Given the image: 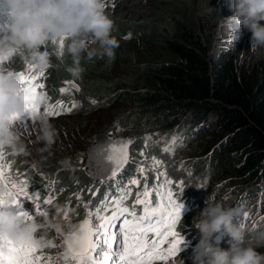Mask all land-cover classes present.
<instances>
[{
  "label": "trees",
  "instance_id": "trees-1",
  "mask_svg": "<svg viewBox=\"0 0 264 264\" xmlns=\"http://www.w3.org/2000/svg\"><path fill=\"white\" fill-rule=\"evenodd\" d=\"M215 4L216 0H105V12L113 21L111 37L116 41L113 54L91 59L81 55L79 59L83 69L81 76L89 78L83 84L76 82L80 91L75 94L83 108L82 118L99 112L100 108H110L116 102L126 104L115 121L121 129L118 133L133 139L130 156L137 161L128 162L118 180L131 188L124 204L129 208L135 206L139 214L138 205H134L137 191L142 192L147 185L149 198L155 204L158 202L157 180L162 185L166 178L173 181L171 186L158 189L163 195L171 187L173 198L182 205L180 215L185 213L180 232L182 244L169 264H192L195 246L201 238L194 226L197 220L194 211L207 199V193L201 190L182 193L183 173L177 172V165L170 163L182 149L194 145V140L199 147L193 149L198 154L194 158H199L206 166L210 177L216 181L228 180L235 193L244 190L261 193L256 207L250 204L251 218L247 226L258 217L252 214L259 212L264 201V52L259 56L247 54L245 63H239L231 45L213 51L209 46L207 24L216 16ZM10 22L0 23V28L7 27ZM89 45L96 47L92 42ZM40 50L48 52L51 64L46 71H37L34 67L32 74L43 73L39 82L45 86L50 81L53 88L48 91L49 97L41 88L37 89L38 95L44 96V103L55 106L51 112L59 113L47 117L59 120L62 113L65 119L74 108L64 112L57 106V102L64 108L73 104L65 92L59 91L63 87L59 80L72 79L69 73L62 72L72 64V58L64 53V47L50 50L48 41ZM21 58H24L23 53L12 60ZM30 66L33 65L15 68L17 72L27 73ZM115 69L119 71L116 77L113 75ZM92 100L96 103H91ZM174 135L184 137L183 147L164 151ZM145 137H150L147 143ZM58 155L61 154L47 155L45 159L49 167L44 171L48 174L51 169L53 174L59 173L58 177L52 176L57 184L55 188L46 189L35 179L29 181V170L20 162L16 166L8 162L5 172L11 171L19 180L27 181L26 188L31 187L30 190L40 197L49 196L46 210L52 214L55 206L61 205L57 216H64L66 212L70 218L86 217L87 211L94 212L106 193L113 199L119 195L114 186L117 179L99 184L85 175L84 165L61 161ZM153 157L160 161L156 168L151 167ZM180 166L188 164L183 162ZM139 167L146 171L141 174ZM159 168L164 169V173L158 177ZM130 178L140 183L130 185ZM93 187L97 188L90 194L88 189ZM190 198L192 200H188ZM31 210L33 218L41 219ZM263 218V214L257 218L260 220L253 231L258 229ZM244 223L238 226L242 231ZM36 235L52 242L56 240V236L47 231ZM224 237L216 244L227 249L231 241ZM60 247L63 248L62 243ZM51 248L43 249L48 252Z\"/></svg>",
  "mask_w": 264,
  "mask_h": 264
},
{
  "label": "clouds",
  "instance_id": "clouds-1",
  "mask_svg": "<svg viewBox=\"0 0 264 264\" xmlns=\"http://www.w3.org/2000/svg\"><path fill=\"white\" fill-rule=\"evenodd\" d=\"M2 3L11 22L0 31V149L22 154L26 151L25 145L13 128V117L23 108L21 85L13 72L4 67L5 62L23 53L29 64L46 71L51 64L50 57L48 52L40 49L47 41L63 38V51L72 58L66 71L79 78L83 72L79 64L81 55L89 59L101 54L111 57L116 41L111 37L113 21L105 12V0H2ZM230 9L234 13L227 19L232 22L231 31L234 24L243 26L251 33L249 50L264 48V0H230ZM89 42L96 47H90ZM44 102V96L37 95L33 104L37 108ZM55 134L52 125L40 118L38 139L45 148L54 142ZM0 200L3 201L0 203V239L17 247L29 245L41 249L53 244L37 233H63V225L57 219L61 205L55 206L51 216L26 221L11 211L15 197L8 194L3 183H0ZM141 211L142 208L139 213ZM239 212L238 208L225 207L208 197L206 206L194 222L201 238L195 246L192 264H264V252L258 251L264 247V230L246 237L234 222ZM216 234L230 238L227 249L213 243ZM62 260L63 264H70L71 254L66 249L62 252ZM169 261L170 258L164 263Z\"/></svg>",
  "mask_w": 264,
  "mask_h": 264
},
{
  "label": "snow or ice",
  "instance_id": "snow-or-ice-1",
  "mask_svg": "<svg viewBox=\"0 0 264 264\" xmlns=\"http://www.w3.org/2000/svg\"><path fill=\"white\" fill-rule=\"evenodd\" d=\"M232 25H230L231 27ZM4 28H0L2 31ZM53 45L57 40L52 41ZM58 47L63 49L64 40L61 38ZM34 66H30L28 72H13L21 85L20 92L23 97V108L13 117L14 122H23L29 117L34 118L37 115V108L34 107V98L38 95L37 89L43 88L44 85L39 82L43 73L32 74ZM77 91L79 89H76ZM65 92V88L59 90ZM95 104L94 100L90 101ZM57 106L61 111L68 112L71 108L77 107L75 102L70 108H64L60 102ZM45 115L59 114L50 112L46 107ZM117 131H120L119 122H115ZM150 137H145V143ZM184 137L174 135L171 138L168 147L164 151L172 152L176 147H183ZM132 139L116 140L108 139L106 143H98L90 150L89 174L94 175L101 181L105 179H114L117 174L124 168L129 160V145L133 143ZM143 155V153H141ZM3 152L0 150V160H3ZM160 165V161L152 158V168ZM6 167L0 164V182L8 189V194L15 197V205H18L19 198H29L26 191V184L23 181L13 180L10 176H5ZM92 169L95 170L93 173ZM138 171L143 174L146 170L139 167ZM158 177L163 175L157 173ZM130 185H137L140 181L136 178H130ZM172 180L165 179L164 184L157 180L155 194L158 202L155 203L149 198V189L145 185L144 190L137 191L134 205L142 206V214H138L135 206L129 208L124 204L131 194V188L119 182L115 187L119 195L113 199L109 194H105L103 200L99 201L95 211H87L86 217L78 225L65 224L62 247L71 254V264H154L155 261H168L170 257L176 255L182 244V238L175 231L177 222L180 220V211L182 205L177 203L173 198V191L168 187L166 192L161 195L158 190L164 185L171 186ZM179 187V185H177ZM88 191H92L91 188ZM93 195L95 193L93 192ZM77 200L80 199L79 193L76 194ZM3 201L0 200V203ZM36 207L37 215H48L41 210L40 203L32 201ZM45 199L43 203L49 204ZM87 208V204H85ZM110 211V215L108 214ZM26 221L32 219L27 213H19ZM247 215V214H246ZM94 216V219L92 217ZM64 219L67 221L68 216L65 212ZM122 220L118 226L114 223ZM118 227V233L112 229ZM151 233V236L149 235ZM167 244V247H162ZM37 249L29 245L15 246L10 242L0 239V264H59V258L52 256L44 257L37 255ZM6 257V259H5Z\"/></svg>",
  "mask_w": 264,
  "mask_h": 264
},
{
  "label": "rangeland",
  "instance_id": "rangeland-1",
  "mask_svg": "<svg viewBox=\"0 0 264 264\" xmlns=\"http://www.w3.org/2000/svg\"><path fill=\"white\" fill-rule=\"evenodd\" d=\"M214 8L216 11V16L214 20L209 21L207 24L209 30V46L211 47V49H213V51L218 52L220 50V47L231 45V47L235 50L237 61L239 63H245V61L247 60V54L259 56L261 51L264 52V48L249 50L251 33L243 26L234 24L233 32L231 31L232 26L230 27V25H232V22L227 21L228 18L233 17L234 15V13L230 9V0H216ZM10 21V17L7 15V11L3 6L2 0H0V23L6 24ZM58 43V40L56 45H53L52 41H48V48H50V50L57 51L59 49ZM27 65L29 66L30 64H28L24 58H21L5 62L4 67L16 73L17 69L15 67L20 68L21 66L23 67ZM37 71L40 70L37 69ZM62 72L68 73L66 70H63ZM113 75L114 77H116L117 75H119V71L115 69ZM71 78V80H67V78L63 77L59 80L63 87H65V94L68 95V100L72 103L75 102V104L77 105V107H75L72 112L68 113L70 115L66 114L67 116L65 117V119H63V115L61 113L60 116L62 118L59 120L53 117H47L48 115L44 114V109L50 104V102L49 104L42 103L39 107H37V115L34 118L29 117L23 122L17 121L13 124L14 130L25 145V153L13 154L9 150L0 149L2 150L4 157L3 160H0V164L7 166L8 162L11 161L12 163H15L14 166H16V164L20 162L24 169L29 170V172L27 173L29 175V181L35 179L39 181V183L42 184V187H45L46 189H50L51 186H54L55 188L57 184L53 180V177L59 176V173L53 174L51 172V169H48L49 175L44 171L49 167V165L45 161L47 155L61 154L58 155V158H60L61 161L65 159V162L71 161L80 163L81 166H83L86 160L85 150L94 143V138L96 136L107 135L110 139H120L128 137L127 135H120L115 126V120L118 116H120V111L125 108L126 104H123L122 102H116L110 108H100L99 112L90 114V116H86V119H84L81 117V111L83 108L80 105V101L75 93H78L80 91L79 85L77 83H86L89 78L81 75L79 78H74L72 76ZM73 79L75 82L73 81ZM52 88L53 87L50 84V81H48L47 84H45V86L41 88V90L49 97L48 91H50ZM76 89L79 90L77 91ZM54 107L55 106H53V104H50V106L48 107L49 111L51 112ZM40 118H43L44 120L49 122L55 129L56 133L54 142L46 148L44 146V143L42 141H39L38 139ZM111 131L115 132L111 133ZM194 141H196L194 145L188 147L187 149H182V153L175 155L170 162L171 166L177 165V172L183 173V187L181 189V192L183 193L186 190L187 194H189L194 193L193 191L201 190L202 193H207V199L211 196L215 199V201H219L225 207H235L240 209L241 212L236 216L234 222L237 224V226L242 225V222H245L243 228V232H247V235L245 236L254 234L257 231L262 230V228H264V225H262L264 224V218L262 219V222L259 223L258 229L253 231L256 223L261 219L260 218L257 220V218L260 215L262 216V214L264 215V201L258 208L259 212H254V214H252V216L256 214L258 217L254 220H251V224H249L248 226L246 225L247 220L251 218V215L248 212V210L251 208L250 204L254 203L253 207H256L261 193L259 191L251 193L248 190H244V192L241 193H235L228 180L216 181L213 177H210L206 166L200 163L199 158H194V156L198 155L197 151L195 150L199 148L197 147V140ZM131 146L129 147V153ZM42 148H45V150L41 151L40 149ZM136 161L137 160L132 156H130L128 160V162ZM183 162L188 164V166H180V164H182ZM158 172L164 173V169L161 170V168H159ZM5 176H10L13 180L19 181V178H17L18 176H14L11 171H9V173L5 172ZM121 177L117 180H121ZM21 181L27 183V181H25L24 179H22ZM6 182L7 181L0 183L4 184ZM30 183L31 182H29V184ZM96 188L97 187H93L92 190L94 191ZM165 192L166 191H164L163 193ZM207 199H204V201H202V203H200L197 207V210L194 211V215L197 219L199 218L201 210L206 206ZM188 200L192 199L190 198ZM225 201L227 203L224 204ZM18 205L19 207H21V211L17 212L18 214L22 212L27 213L26 208L28 206H31V203L29 198L22 197L18 199ZM68 205L67 207H69ZM137 207L138 210L142 208L141 205H138ZM42 211H45L48 214L46 216L53 215L49 209H45ZM27 214L28 216L32 217L31 215H29V213ZM43 218L44 216H41V219ZM85 218V216L70 218L68 215V219L67 221H65L64 216H61L60 214L57 216V219L63 225V228H65V224L78 225ZM183 219L184 215L180 216V220L177 222V225L174 229L179 233V235H181L180 232ZM121 222L122 220H119L116 225L118 226V224ZM247 228H249V230ZM113 231H116L118 233V227H115ZM47 233L56 236V240L52 242V248L48 250V252H46L43 248L37 249L36 254L42 255L45 258L48 256L59 258V264H63L62 253L61 251H59L60 248L58 246V243H60V241L63 239V236L61 235V233H56L54 231H47ZM221 238L222 236H220V234H216L213 237V242L218 243L220 242ZM162 247L166 246L163 245ZM258 251L264 252V247L259 248ZM170 259L172 261L175 259V257H170ZM171 261L166 263H164L165 261H155L154 264H169Z\"/></svg>",
  "mask_w": 264,
  "mask_h": 264
},
{
  "label": "water",
  "instance_id": "water-1",
  "mask_svg": "<svg viewBox=\"0 0 264 264\" xmlns=\"http://www.w3.org/2000/svg\"><path fill=\"white\" fill-rule=\"evenodd\" d=\"M110 139L107 135H98L94 138V143L91 144L86 150H85V157H86V160H85V163H84V172L85 174L87 175V177L90 179V180H94V181H99V182H104V181H108V180H112V179H105L103 181H101L100 179L98 178H94V175H90L89 174V166H90V160H89V155H90V150L93 149L98 143H106L107 140ZM128 138H116V139H111L113 141H116V140H127ZM133 140V139H132ZM132 145V143L129 145V147ZM129 151V149H128ZM129 156H130V153H129ZM127 165V164H126ZM126 165L124 166V168L117 174V177H120L121 176V173L122 171L125 169ZM93 173L95 172L94 169H92Z\"/></svg>",
  "mask_w": 264,
  "mask_h": 264
}]
</instances>
